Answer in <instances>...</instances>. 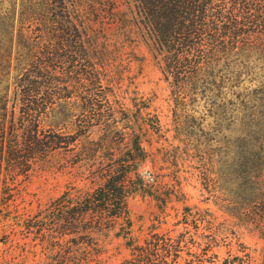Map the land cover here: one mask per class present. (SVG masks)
I'll list each match as a JSON object with an SVG mask.
<instances>
[{
    "label": "trees",
    "instance_id": "1",
    "mask_svg": "<svg viewBox=\"0 0 264 264\" xmlns=\"http://www.w3.org/2000/svg\"><path fill=\"white\" fill-rule=\"evenodd\" d=\"M99 11L113 19L111 34L123 49L148 47L175 111L198 97L215 109L216 98L241 87L246 73L233 65L264 43V0H12L0 15V74L20 71L12 95L9 83L0 87V172L27 177L60 151L106 163L92 170L103 184L63 195L36 216V231L68 236L72 258L80 253L83 264H101V239L111 233L131 252L122 264H175L179 246L170 238L154 234L140 243L132 236L127 201L137 189L140 140L124 154L112 147L110 157H95V147L108 146L94 132L106 140L115 133L113 105L104 110V101L118 71L111 46L94 30ZM255 229L264 238V212Z\"/></svg>",
    "mask_w": 264,
    "mask_h": 264
},
{
    "label": "rangeland",
    "instance_id": "2",
    "mask_svg": "<svg viewBox=\"0 0 264 264\" xmlns=\"http://www.w3.org/2000/svg\"><path fill=\"white\" fill-rule=\"evenodd\" d=\"M10 1L0 0V15ZM95 19L94 30L111 46L118 66L104 101V110L113 105L115 133L106 140L94 132L93 139L108 146L95 147V157H110L112 147L124 154L138 139L144 149L132 174L137 189L127 201L132 236L140 243L154 234L170 238L179 246L175 264H264V238L255 229L264 212V43L233 65L246 74L240 88L215 99L219 106L198 97L175 111L148 47L138 42L123 49L111 34L113 19L102 11ZM16 68L6 78L0 74V87L9 83L11 95ZM85 161L60 151L27 177L2 168L0 264H83L80 253L72 258L68 236H41L34 221L63 195L103 184L92 170L98 162L96 171H103L106 163L100 157ZM187 213L195 216L185 218ZM101 248V264L131 259L126 241L114 233L101 239Z\"/></svg>",
    "mask_w": 264,
    "mask_h": 264
}]
</instances>
